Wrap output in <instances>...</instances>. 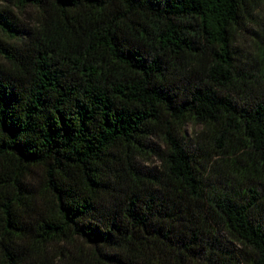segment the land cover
Instances as JSON below:
<instances>
[{"label":"trees","instance_id":"trees-1","mask_svg":"<svg viewBox=\"0 0 264 264\" xmlns=\"http://www.w3.org/2000/svg\"><path fill=\"white\" fill-rule=\"evenodd\" d=\"M13 3L0 264H264V0Z\"/></svg>","mask_w":264,"mask_h":264},{"label":"rangeland","instance_id":"rangeland-1","mask_svg":"<svg viewBox=\"0 0 264 264\" xmlns=\"http://www.w3.org/2000/svg\"><path fill=\"white\" fill-rule=\"evenodd\" d=\"M0 6L8 9L10 13L14 17H16L19 21H21L23 24L31 23V21H33L34 19V15H35L34 9L30 7H26L23 10L19 9L14 5L13 0H0ZM259 24H260L259 26L260 30L264 29V27H262L263 26L262 24H264V17L260 19ZM260 30L255 29V31H252L251 29L248 28L236 34L233 43V51L238 59L243 60L245 56H250L255 51V47L251 41V38L254 32L258 31L261 33ZM190 130H191V126L187 125L185 127V136L187 138ZM148 164H152L151 161Z\"/></svg>","mask_w":264,"mask_h":264}]
</instances>
